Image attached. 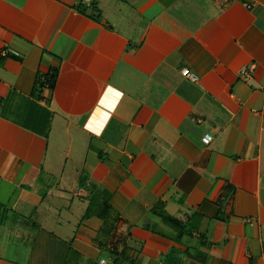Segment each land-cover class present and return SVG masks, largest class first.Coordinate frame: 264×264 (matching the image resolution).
<instances>
[{"label":"crops","instance_id":"obj_1","mask_svg":"<svg viewBox=\"0 0 264 264\" xmlns=\"http://www.w3.org/2000/svg\"><path fill=\"white\" fill-rule=\"evenodd\" d=\"M0 264H264V0H0Z\"/></svg>","mask_w":264,"mask_h":264},{"label":"built area","instance_id":"obj_2","mask_svg":"<svg viewBox=\"0 0 264 264\" xmlns=\"http://www.w3.org/2000/svg\"><path fill=\"white\" fill-rule=\"evenodd\" d=\"M219 1L220 2H229L230 0H219ZM10 52H12L14 54H17L16 51H13V50H10V49L3 50L2 54L6 56ZM247 72L248 71L245 70L242 73H243V75H247ZM183 73H184L185 76L189 77L191 80H194V81L198 80V78H199L197 74L191 72L187 68L183 69ZM202 140L206 144L209 143L212 140V134L210 132L205 133L203 135V137H202ZM101 262L104 263V260H102Z\"/></svg>","mask_w":264,"mask_h":264},{"label":"trees","instance_id":"obj_3","mask_svg":"<svg viewBox=\"0 0 264 264\" xmlns=\"http://www.w3.org/2000/svg\"><path fill=\"white\" fill-rule=\"evenodd\" d=\"M56 76H57V70L55 69V70L52 71L51 76H50V83H51V84L54 83ZM228 190H229V189H227V191H228ZM227 194H228V193H225V194L222 195V197H221V199H220V201H219L221 205H222L223 199H224L226 196H227L228 198H230L229 195H227ZM228 198H227V199H228ZM228 200H229V199H228ZM228 200H227V201H228ZM227 201H226V202H227ZM106 206H107V208H109V205H108L107 203H106ZM101 208H102V207H100V206L98 207V209H101ZM223 208H224V206L222 205V206H221V211L223 210ZM156 210H157V212H159V214L163 212L161 206H158V207L156 208ZM162 216H163V214H162ZM163 217H164L165 219H167L166 216H163ZM169 257H170V256H169Z\"/></svg>","mask_w":264,"mask_h":264}]
</instances>
